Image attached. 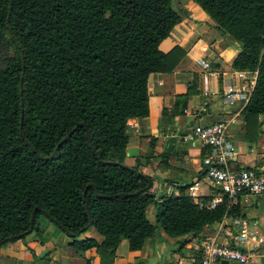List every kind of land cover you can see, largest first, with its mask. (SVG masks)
Instances as JSON below:
<instances>
[{
	"label": "trees",
	"instance_id": "trees-1",
	"mask_svg": "<svg viewBox=\"0 0 264 264\" xmlns=\"http://www.w3.org/2000/svg\"><path fill=\"white\" fill-rule=\"evenodd\" d=\"M192 1L239 44L233 70L257 72L243 109L245 138L256 141L264 116V0ZM172 2L0 0V247L30 231L34 210L29 234L42 237L52 222L75 253L96 249L101 264L113 263L123 240L141 251L158 228L183 249L206 227L245 217L227 198L199 207L187 186L157 196L153 179L125 162L128 120L149 114V76L172 72L182 52L160 49L182 20ZM193 92L177 101V115ZM70 132L52 159H41ZM152 155L153 143L146 158ZM90 219L100 244L82 238ZM199 259L198 251L194 264Z\"/></svg>",
	"mask_w": 264,
	"mask_h": 264
},
{
	"label": "crops",
	"instance_id": "crops-1",
	"mask_svg": "<svg viewBox=\"0 0 264 264\" xmlns=\"http://www.w3.org/2000/svg\"><path fill=\"white\" fill-rule=\"evenodd\" d=\"M174 10L182 20L173 27L160 49L169 53L180 48L182 52H179V61L172 72L152 73L149 76V114L144 118L128 120L125 162L128 166H137L153 179V191L157 196L179 195L180 187L198 182L200 197L207 200L210 189L205 182L206 148L200 142H183L180 134L188 133L195 124L208 125L228 117L233 120L229 133L237 152L234 167L256 168L264 174V116L257 140H246L243 120L245 100L239 98L232 104H226L222 98L224 85L231 81L227 73L233 70L232 62L239 54V44L230 39L192 0H179ZM202 58L210 61L220 72L219 78L209 80L208 87L214 93L210 96H204L200 89L203 76L197 61ZM190 87L194 92L187 98L186 112L177 115L180 109L176 108V103L188 93ZM203 107L207 109L205 112H201ZM174 111H177V116L169 122ZM172 136L176 139L169 152L168 140ZM152 143L153 155L146 158ZM164 153L169 156L164 158ZM239 201L245 208V217L232 221L227 219L225 223L206 227L196 237L197 243L193 238L183 249L173 248L165 240V234H161L160 241L149 239L141 251L131 252L128 242L123 240L112 264H194L202 239L217 236L220 242L234 245L235 237L244 223L264 236V206L261 200L250 198V203L246 204L241 197ZM154 211L153 206L148 210L151 219ZM60 231L51 222L46 224L42 237L31 233L23 239L2 245L0 264H101L96 249L75 253L68 246L72 239ZM82 238H94L99 244L103 240L94 228L86 231ZM178 240L171 241L175 243ZM250 264H264V246Z\"/></svg>",
	"mask_w": 264,
	"mask_h": 264
},
{
	"label": "built area",
	"instance_id": "built-area-1",
	"mask_svg": "<svg viewBox=\"0 0 264 264\" xmlns=\"http://www.w3.org/2000/svg\"><path fill=\"white\" fill-rule=\"evenodd\" d=\"M197 63L203 76L201 93L210 96L214 93L208 87L209 80L212 77L219 78L220 72L206 59H199ZM227 77L231 81L223 87V101L232 104L234 100L243 98L245 108L253 92L257 72L231 70ZM206 110L203 107L201 112ZM232 122L228 117L220 118L208 125L195 124L188 133L180 134L183 142H200L209 149L204 166L205 182L209 186L211 199H201L198 182L190 184L186 190L191 200L201 208H214L224 198L229 200V205L240 203L241 197L246 204L250 203V198L260 199L264 206V174L256 168L234 167L237 152L229 133ZM263 246L264 236L244 223L235 237L234 245L220 242L217 236L202 239L198 249V264H222L223 261L228 264H250Z\"/></svg>",
	"mask_w": 264,
	"mask_h": 264
},
{
	"label": "water",
	"instance_id": "water-1",
	"mask_svg": "<svg viewBox=\"0 0 264 264\" xmlns=\"http://www.w3.org/2000/svg\"><path fill=\"white\" fill-rule=\"evenodd\" d=\"M9 16H10V14L8 15V18H9ZM22 112H23V105H22ZM22 122H23V115H21V126H22ZM79 126L85 128L86 133H87V137H88L89 142H90L89 133H88V130H87V128L85 127V125H84L83 123H79V124H78V127H79ZM71 135H72V132L68 133V134H67V135H66V136H65V137L59 142V144L56 146V148L54 149V151L52 152V154H51L49 157H44V158L41 157V159H52V158L56 155V153L58 152L60 146H61L64 142H66V141L71 137ZM21 136H23V135H22V132H21ZM175 139H176V138H175L174 136H172V137H170L169 140H168V143H169L168 151H169V152L171 151V147H172L173 143L175 142ZM29 146H30V144H29ZM91 146H92V145H91ZM89 187H94V188H95V186L92 185V184H89V185H88V188H89ZM119 196L122 197V198H125V197H126L125 194H120ZM35 211H36V210H34L32 216H31V229H30V231H29L28 233H26V234H20V235H17V236H12V237H10V241L18 240V239H20V238H22V237L28 235V234L32 231V229H33V221H34V214H35ZM229 221H232V219L230 218ZM91 226H92V220L90 219V222H89V224L87 225V228H90ZM222 264H228V263H227L226 261H223Z\"/></svg>",
	"mask_w": 264,
	"mask_h": 264
},
{
	"label": "rangeland",
	"instance_id": "rangeland-1",
	"mask_svg": "<svg viewBox=\"0 0 264 264\" xmlns=\"http://www.w3.org/2000/svg\"><path fill=\"white\" fill-rule=\"evenodd\" d=\"M178 2H179V0H173V2H172L173 8H177V7H178ZM154 213H155V211H154L153 213H151V217H152L153 219H151L150 217H149V219L152 221V223L156 224L155 217L153 216ZM44 221H45V220H44ZM47 223H51V222H47ZM53 224H54V223H53ZM57 228H58V230L60 231L59 227H57ZM60 232H61V231H60ZM161 234H165V233L162 231V229L158 228L154 240H156V241H160V240L162 239V238H161ZM28 235H29V234H28ZM165 236H166V239H165V240H168V241H169V246H172L173 248H177V247H179V244H178L177 241H175V243H173V242L171 241V240H173L174 238L170 239L171 237L169 238V236H167L166 234H165ZM25 237H26V236H25ZM20 239H23V238H20ZM20 239H18V240H20ZM18 240H16V241H18ZM193 241H194V243H197V242H198V238H195ZM10 242H15V241H10ZM163 243H164V242H163ZM70 248H72V247H70ZM171 254H172V253L168 254V256L170 257ZM158 264H161V263L159 262Z\"/></svg>",
	"mask_w": 264,
	"mask_h": 264
}]
</instances>
